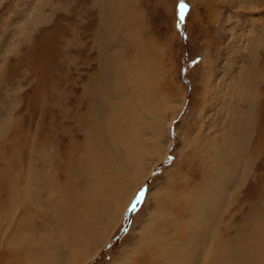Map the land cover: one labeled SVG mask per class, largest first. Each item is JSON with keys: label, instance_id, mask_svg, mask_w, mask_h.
I'll return each instance as SVG.
<instances>
[{"label": "bare ground", "instance_id": "1", "mask_svg": "<svg viewBox=\"0 0 264 264\" xmlns=\"http://www.w3.org/2000/svg\"><path fill=\"white\" fill-rule=\"evenodd\" d=\"M214 1L225 3V0H203L211 4ZM130 2L126 3L123 0L120 8H116L118 12L121 11L118 27L113 25L109 27L107 20L101 17L99 25H105L106 33L99 38L101 41L98 45L96 42L91 44L89 50H93L92 48L96 46L98 52L95 56L92 54L93 56L88 60L91 61L89 64L91 71L86 73L85 82L77 87L74 86L82 77V72L76 67V78L71 76L65 81L58 78L49 88L41 84L40 88H37V98L34 97L33 100L25 99L26 95L19 94V84L13 83L5 89L3 99L6 100V105L0 108V127L10 120L17 121L15 126L5 129H11L9 136H6L7 140L3 139L4 134L0 136V158L6 157L4 163L0 164L2 169L0 170V202H4L5 195L14 193V184L17 182L31 183L33 180L31 176H33V183L39 184L36 180H39V177L44 179L48 175L47 171L46 175L42 173V170L46 168L52 173V182L57 178L56 170L57 176L62 173L65 180L70 181L76 164L72 157L75 145L78 147L81 141L88 139L91 146L106 148L108 145L104 141L102 144L99 141L96 143L91 133L95 132L100 137L104 121L107 124L106 131L119 129L122 125L120 132H114L113 137L122 143V153L128 160L129 171L123 172L121 177L116 179L113 166H109L99 152H89L84 158L87 166L85 175L82 173L74 175L78 185L85 181L88 189L84 194V202L78 203L82 196L77 195L76 188H73L70 207L66 208L72 215L62 216L65 221L63 226L66 227L63 236L67 238L68 252H74L82 247L90 230L94 229L95 220L92 217H95L101 207L105 206L106 197L125 189L124 182L133 170L135 179L139 184H143L154 162L165 157L167 125L182 107V94L175 96L172 92V85L166 79L167 71L160 54L154 57L157 52L156 44L150 41V45H145L141 40L140 44L139 40L133 37V21L137 20L133 14H137L138 11L135 10L133 1ZM244 2V7L249 10V13L244 16L243 26L237 20L238 18H235L238 31L235 37L232 36L234 32L231 36L238 43L239 40L242 41L237 48L246 49V57L250 65L241 67L239 64V69H235L234 74L231 73L230 76V73H226L227 75L223 76L224 80L228 78V81H225L226 84L218 86V92L222 91L225 97L223 101L227 100L230 103L227 104L230 105L233 124L231 128L220 127L217 132L213 131L214 135L212 134L211 137L201 139V132L195 134L198 140L201 139L200 144L198 143L200 148L194 150V154L191 153L193 157L196 156L195 158L199 159L196 174L191 172L193 158L183 159L187 152L180 157L178 152L176 163L165 172L171 179L175 174L172 170H179V174L183 172L182 169L185 166L188 172L201 178V193L197 194L201 200V219L195 223L198 230L184 231L191 228L186 223H182L180 227L181 212L187 208L179 207L180 212H178L170 205L168 211L153 215L150 222L152 228L138 230L139 236L136 237V242L123 248L122 255L117 258V261L114 259L109 264H264V169L259 167L258 170H254L256 165L264 164V162H257L264 156V99L261 103L263 92L257 86V81L264 76V71L260 70L255 58L259 55V48L264 46V0H245ZM124 7L128 9V12L123 9ZM31 8L33 9L31 6L28 10ZM101 9L104 15L112 13L114 16L116 12V10L109 11L105 2L104 9L102 4ZM40 10L36 12L34 18L30 19L31 26H33L32 23L35 25L39 22L40 18L45 20V12ZM103 19H105L104 24L101 22ZM230 20L231 18L226 17L223 11L222 21L227 23ZM221 27L223 28V25ZM109 39L112 41L109 42ZM89 53L88 51V55ZM2 63L3 61L0 62ZM70 63L78 66L72 56ZM205 72L210 73L208 67ZM104 73L106 78L103 77ZM111 75L116 80L124 79L128 84L127 91L124 92L121 87H118L122 97L117 105L111 98L101 102L97 88L90 87L92 84L104 81L107 88ZM234 78H236L234 81H237L229 85ZM63 82H69V88H65L64 85L67 83L62 84ZM207 82V78L203 80L204 87ZM78 87L80 90L77 92ZM241 99L245 109L239 103ZM20 104L22 106L13 113V106ZM170 105L174 106L171 112ZM107 107L111 109L108 121L105 120L104 115ZM138 109L142 113L136 121L134 117ZM144 115H147L148 119ZM163 121L167 122L164 129L161 128ZM186 131L188 133L187 128L183 134L188 140L190 133L188 135ZM208 132L211 131L208 130ZM145 135L148 137L146 138ZM81 136L83 139H80ZM130 142L135 143V152L132 151ZM192 142L193 140L190 139L187 144ZM26 146L37 150L25 162ZM210 147L213 150L211 154L208 152ZM40 150L41 155L38 156L37 152ZM145 152L153 157L152 162L147 163L146 167L142 164ZM254 160L256 163L254 162L253 165ZM79 163H81L80 160ZM51 167L54 172L51 171ZM95 176L96 182L93 181ZM248 178L259 182L258 192L249 190ZM37 189L29 191L24 186L23 192L20 193V200L25 206H34L24 212L27 220L19 224L18 229L32 220L30 217L35 214V208L41 215L38 207L42 209L44 200L38 197ZM50 193L49 200L55 203L53 187ZM184 197L190 198V196ZM159 201L160 199L157 198L154 202L158 205ZM56 203L67 206L65 194L59 193ZM223 212L224 219H222ZM104 215L105 213H100L97 222ZM119 216L116 214L114 218L112 217L113 225L116 224ZM217 219L222 220L214 224ZM12 247H14L12 244L9 245L8 249L4 250L6 254H0V263L6 259L3 264H81L87 258H93L97 252L91 253L83 260L70 259L66 257V249L62 246L50 252H44L39 258H32L24 254L20 247L18 249ZM66 258L67 261L70 259L68 263L63 262Z\"/></svg>", "mask_w": 264, "mask_h": 264}, {"label": "rangeland", "instance_id": "2", "mask_svg": "<svg viewBox=\"0 0 264 264\" xmlns=\"http://www.w3.org/2000/svg\"><path fill=\"white\" fill-rule=\"evenodd\" d=\"M122 1L0 0V62L3 61L0 64V108L6 105V100L3 99L5 89L13 83L19 84V94L26 95L25 99L33 100L34 97L37 98V88H40L41 84L49 88L58 78L61 81L68 80L71 76L76 78L77 68L82 72V79H78V85L74 86L77 87L85 82L87 79L86 73L91 71L89 66L91 61L88 60L98 52L96 46L92 48L93 50H89L91 44L96 42V45H98L101 41L99 38L106 33L104 32L105 25H99V21L103 16L109 27L111 25L118 27L121 11L118 12L116 8H120ZM130 1H133L135 10L138 11L137 14H133L137 19L133 21V37L139 40L140 44L141 41L145 45H150V41L156 44L157 52L154 57L160 54L167 71L166 79L172 85V92L175 96L182 94V107L167 125L165 137L167 154L163 159L154 162L143 184H139L135 179L133 170L124 182L125 189L118 190L113 195L106 197L105 206L101 207L100 212L95 217H92L95 220L93 223L94 229L90 230L82 247L79 250H74V252H68V249H66L67 238L63 236L66 227L63 226L65 221L62 216L71 214L66 208L70 207L74 187L77 195L82 196L78 203L84 202V194L87 193L88 186L85 181L78 185L74 175L76 173L85 175L87 170L85 156L87 157L89 152H99L102 159L109 166H113L116 179L120 178L123 172L129 171L128 160L122 153V143L113 137L114 132H120L122 125L119 129L106 131L107 124L104 121L100 137L95 132L91 135L96 143L99 141L102 144L104 141L108 146L103 149L91 146L88 139L81 141L78 147L75 145L76 148L72 150V157L76 164L72 170L73 175L70 181L65 180L62 173L57 176L56 170L55 176L57 178L52 182V173L46 168L42 170V173L46 175L47 171L48 175L44 179H41V177H39V180L35 179L39 184L35 185L33 183L34 177L31 176L33 178L31 183L17 182L14 184V193L5 195L4 202H0V254H6V249L12 244L13 249L20 247L24 254L32 258H39L44 252H50L64 246L66 257L68 256L67 258L70 257V259L80 258L83 260L97 251L93 258H87L81 264H109L114 259L117 261V258L122 255L121 250L123 248L136 242V237L139 236L138 230L152 228L150 222L153 215L168 211L170 205L178 212H180L179 207L181 209L187 208L181 212L180 227L182 223H186L191 228L184 229V231L193 232L198 230L195 223L201 219V200L197 197V194L201 193V178L192 175L185 166L182 169L183 172H180L181 174H178L179 170H172L175 174L171 179L165 172L176 163L178 157L187 152L186 157L184 156L183 159L193 158L191 159L193 162V164L191 162V168H193L191 172L196 174L199 168V159L197 160L196 156L193 157L192 154H194V150L200 148L198 143L200 144L201 139L211 137L212 134L214 135L212 132H217L220 127L231 128L233 122L231 120L230 105H228L230 103L227 100L223 101L225 98L223 92L218 91L219 87L225 85L228 81V78L223 79V76L227 75L226 73H230L231 76V73L234 74L235 69H239V64L241 67L250 65L246 57V49L237 48L242 41L239 40L238 43L232 38V36H236L238 31L235 18H238L237 20L243 26L244 16L249 13V10L244 7L245 0H225L223 4L217 1L211 4L203 2V0L195 2L184 0L188 8L184 24L178 29L176 27L177 9L180 0H125L126 3ZM104 2L109 11L116 10L114 16L112 13L103 14L101 4L104 9ZM43 4H45L44 7ZM31 6L33 9L28 10ZM123 9L128 12L127 8L124 7ZM222 9L224 15L231 18L227 23L222 21ZM39 10L45 12V20L40 18L39 22H36L35 25L32 23L33 26H31L32 20L30 19L34 18ZM105 19L101 21L103 24ZM222 25L224 29L221 27ZM136 28L139 29L136 30ZM232 32L234 33L231 36ZM111 41L109 39V42ZM88 51L90 52L89 55ZM258 51L259 55L255 57L256 62L260 70L264 71V46L260 47ZM71 56L78 66L70 63ZM78 56L79 58H77ZM206 58L207 60H205ZM207 67L210 75L205 72ZM34 76L35 78H33ZM103 77L106 78L105 73ZM206 78L208 82L204 87L203 80ZM235 79L229 85L236 82ZM69 82H63L62 84L67 83L64 87L69 88ZM257 83L258 89L263 92L262 103V99H264V76L259 78ZM90 87L92 89L97 88L101 102L106 98H111L112 101L114 100V104L117 105L122 97V92L118 90V87H121L124 92L127 91L128 84L124 79L116 80L111 75L107 88L104 81L92 84ZM79 90L78 87L77 92ZM164 92L166 91L164 90ZM244 101L246 102V100ZM239 103L242 104L243 109L246 108L242 99ZM18 106H13V113H16L22 105ZM173 108L174 106L170 105V112ZM104 112L105 120L108 121L109 116H111V109L107 107ZM141 113L138 109L134 120L137 121ZM144 116L148 119L147 115ZM166 123V121H163L161 128L164 129ZM16 124V120L4 123V126L0 127V136L4 134L3 139L7 140L6 136H9L11 129H5ZM186 128L188 129V133L187 131L186 133L188 135L190 133L188 140L187 137H184ZM208 130L211 132H208ZM198 132H201V139L199 138V140L195 137ZM145 137L147 138L148 135H145ZM80 139H83V136ZM190 139L193 142L187 144ZM182 140L185 141L182 143ZM130 144L132 151L135 152V143L130 142ZM36 150V148L25 147V162ZM211 150L212 147L208 150L209 154L213 153V150L212 152ZM178 152L179 155L176 158ZM37 155H41V150L37 152ZM4 159L6 157L0 158V164L4 163ZM79 160L81 163H79ZM151 160H153V157L145 152L142 157V164L146 167L147 163L152 162ZM255 161H253V165L256 163ZM257 162H264V156H262L261 161L259 159ZM259 167L264 169V164L256 165L254 170H258ZM0 170L2 171L1 167ZM51 171L54 172L52 167ZM248 179L249 190L258 192L259 182H254L253 178ZM93 181H97L96 176ZM11 184H13L12 181ZM24 186L29 191L38 188L36 193L39 198L44 200V203L41 205L42 209L38 207L41 215L35 208V214L30 217L32 220L18 229L19 224H23L27 220V215L24 212L34 206H25L20 200V193L23 192ZM51 187L55 190V203L49 200ZM141 190L144 194L140 203L134 212L129 211L130 205ZM159 191L160 194H158ZM169 192L171 194H168ZM59 193L61 195L65 194L67 206L56 203ZM184 196H190V198ZM157 198L160 199L158 205L154 202ZM121 206L122 211L120 212ZM102 212L105 215L97 222V217ZM116 214L120 216L116 224L113 225L112 217L114 218ZM222 215V219H224L225 213L223 212ZM222 219L215 220L214 224L219 223ZM147 220H149L148 223ZM111 227L112 229H110ZM9 241H11V244ZM6 258L8 257L6 256ZM67 258L63 260L64 263ZM5 261L6 259H3L0 264Z\"/></svg>", "mask_w": 264, "mask_h": 264}, {"label": "snow or ice", "instance_id": "3", "mask_svg": "<svg viewBox=\"0 0 264 264\" xmlns=\"http://www.w3.org/2000/svg\"><path fill=\"white\" fill-rule=\"evenodd\" d=\"M187 4L184 2V0H180V3L178 4V9H177V15H178V19H177V24L176 27L179 29L182 27V25L184 24L185 21V15L187 12ZM143 190H141L135 200L133 201V203L130 205L129 207V211L134 212L136 210L137 205L140 203L142 197H143Z\"/></svg>", "mask_w": 264, "mask_h": 264}, {"label": "water", "instance_id": "4", "mask_svg": "<svg viewBox=\"0 0 264 264\" xmlns=\"http://www.w3.org/2000/svg\"><path fill=\"white\" fill-rule=\"evenodd\" d=\"M183 80H184V78H183Z\"/></svg>", "mask_w": 264, "mask_h": 264}]
</instances>
